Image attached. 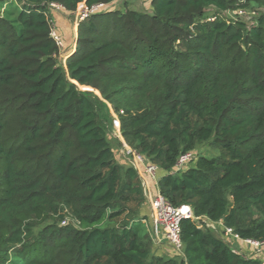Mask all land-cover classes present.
I'll list each match as a JSON object with an SVG mask.
<instances>
[{
    "label": "trees",
    "instance_id": "obj_1",
    "mask_svg": "<svg viewBox=\"0 0 264 264\" xmlns=\"http://www.w3.org/2000/svg\"><path fill=\"white\" fill-rule=\"evenodd\" d=\"M113 1L0 0V264H264L190 219L181 254L155 244L140 176L107 135L112 111L172 206L264 240V0L97 11L62 63L49 4Z\"/></svg>",
    "mask_w": 264,
    "mask_h": 264
},
{
    "label": "built area",
    "instance_id": "obj_2",
    "mask_svg": "<svg viewBox=\"0 0 264 264\" xmlns=\"http://www.w3.org/2000/svg\"><path fill=\"white\" fill-rule=\"evenodd\" d=\"M107 5L99 3L88 7L82 3L76 10V18L81 21L91 13L105 9ZM49 7L51 11H65L61 5L56 3H50ZM238 13L242 14V11ZM50 36L59 50H61L64 47L63 41L53 22H51L50 26ZM125 152L129 155V162L135 167L141 179L143 193L148 207V217L147 219H142V221L148 225V230L155 244H164L176 253L181 254L180 221L182 219H190L195 221L199 227L216 232L227 246L234 251L244 256L261 258L264 263V256H262L264 254V240L242 239L231 228L225 227L221 220L212 221L205 216H195L188 205L172 206L158 190L157 166L148 162L142 155L127 145L125 146ZM194 155L191 151L181 153L175 163L173 171L179 172L183 170L194 158Z\"/></svg>",
    "mask_w": 264,
    "mask_h": 264
},
{
    "label": "rangeland",
    "instance_id": "obj_3",
    "mask_svg": "<svg viewBox=\"0 0 264 264\" xmlns=\"http://www.w3.org/2000/svg\"><path fill=\"white\" fill-rule=\"evenodd\" d=\"M151 0H114L113 2H111L110 4H108L106 6L104 10H126V9H134L137 11H145V12H150L151 11V4H150ZM254 9H245V14L244 16L242 15V19L245 20L246 22H250L251 21V16L253 13ZM257 10V9H256ZM255 10V11H256ZM58 13V12H63L62 14H59V17H62L66 20V25L64 26V34H65V38L67 39V41H69V49L75 48L76 45V34H77V28H78V23L79 20H77V14H76V10L73 12H65V11H53V15L54 13ZM54 23V22H53ZM57 32V25L55 26ZM59 33V32H58ZM63 43H64V39L61 36V34L59 33ZM67 48V49H68ZM68 49V51H69ZM74 50V49H73ZM66 51V52H68ZM73 52V51H72ZM71 54V53H70ZM68 54V55H70ZM68 55H66V57L64 59H61V62L64 63L65 59L68 57ZM80 90H87V91H92L95 95L99 96V93L97 91H93L92 88L89 87H84V86H79ZM110 123H108V127H109V131L107 133L109 141L111 143V146L113 148L114 151V155L115 158L117 159L118 162L127 165L129 163V155L125 152V146L126 144L124 143V141L122 140V138L120 137L118 128H115L112 124L115 120H117L116 115L111 111L110 113ZM118 121V120H117ZM118 140V141H117ZM196 154H212L214 153L213 149L208 145V144H202L200 146H198L196 148L195 151ZM193 165V162H189L187 166H191ZM264 248V247H263ZM163 254L165 256H169L171 255V252L169 251V249H164L163 250ZM248 253V251H246ZM249 254V253H248ZM264 256V254L262 255ZM264 258V257H263Z\"/></svg>",
    "mask_w": 264,
    "mask_h": 264
},
{
    "label": "crops",
    "instance_id": "obj_4",
    "mask_svg": "<svg viewBox=\"0 0 264 264\" xmlns=\"http://www.w3.org/2000/svg\"><path fill=\"white\" fill-rule=\"evenodd\" d=\"M67 12V11H66ZM63 12H58V13H54L53 15V20H54V25L56 26L57 25V29H58V32L61 34V36L63 37L64 39V43H63V48L61 50H59V59H64L66 57V55L72 53L73 49L74 48H68L69 47V41H67V39L65 38V34H64V26L66 25V20L62 17H59L60 15L59 14H62ZM69 51H68V49ZM68 51V52H66ZM147 211V210H146Z\"/></svg>",
    "mask_w": 264,
    "mask_h": 264
}]
</instances>
